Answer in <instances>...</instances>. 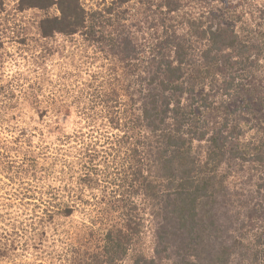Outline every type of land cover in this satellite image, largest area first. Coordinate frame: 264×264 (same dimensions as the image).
I'll list each match as a JSON object with an SVG mask.
<instances>
[{
  "label": "trees",
  "instance_id": "obj_1",
  "mask_svg": "<svg viewBox=\"0 0 264 264\" xmlns=\"http://www.w3.org/2000/svg\"><path fill=\"white\" fill-rule=\"evenodd\" d=\"M19 6L57 11L34 24L39 53L52 56L51 40L60 37L78 41L77 50L101 65L83 88L74 80L67 109L79 127L71 134L49 138L61 130L64 108L52 99L45 103L53 109L43 103L39 115L51 116L54 126L36 129L37 142L24 134L20 157L8 162L11 147L0 139V175L10 171L17 184L8 199L25 201L33 213L24 223L10 215L15 204L3 203L0 262L28 250L16 244L27 233L29 241L38 233L42 239L59 219L94 208L80 243L52 235L60 250L37 252L36 264H123L152 223L154 254L171 252L173 264H228L245 237L240 231L264 228V9L246 14L233 0H113L96 10L80 0ZM100 139L108 145L98 152ZM53 167L60 168V185L34 190L37 176ZM251 187L257 202L247 208L251 199L242 194ZM94 190L100 198L91 204L87 193ZM242 211L246 222L237 228ZM132 256V264L155 263L140 252Z\"/></svg>",
  "mask_w": 264,
  "mask_h": 264
},
{
  "label": "rangeland",
  "instance_id": "obj_2",
  "mask_svg": "<svg viewBox=\"0 0 264 264\" xmlns=\"http://www.w3.org/2000/svg\"><path fill=\"white\" fill-rule=\"evenodd\" d=\"M19 1L20 0H0V114L2 113L6 118L8 116L15 118V121L11 124H6L0 118V139L11 147V151L8 155V162L15 160L16 156L20 157L22 155L26 137L24 134L27 136L35 135V137L30 140L37 142L38 130L45 129V125L54 126L52 125L54 120L51 116L48 115L49 117L45 116L42 118L39 115L44 107L43 103L45 102L54 100L61 104L64 103V108L61 109V114L58 118V127L61 130L60 132L58 130L54 131V136L53 134L49 136L51 140L54 139L55 135H63V133L71 134L74 128L79 127L77 124H74L75 117L74 114H72L73 111L71 112V110L67 109V107L70 106L69 97L71 94L69 92L74 89L73 93H76V82L74 80H77L82 86L84 82L89 81L91 74L97 73L101 65L100 62H94L91 58L85 57L90 56V53L87 55L77 50L78 41H65L60 37L51 40L50 45H52L53 49L55 48L52 56L47 58L44 56V53H39L40 51L39 49L37 50V46L41 44V42L37 40L38 37L36 32H34V24L42 16L57 15V11L52 7L45 11L21 10ZM111 1L113 0H80L86 10L102 8L103 5H109ZM134 2L135 0H130V4ZM233 4L238 6L240 11H245L246 14L255 9H264V0H233ZM123 7L126 8L128 5ZM187 11L188 10L184 12ZM246 18L250 25L254 23L250 22L251 19L249 16ZM74 40L79 39L76 37ZM23 41H25V44ZM31 47L33 48L31 49ZM20 89L23 93L22 97L19 95ZM25 93L29 96H24L26 95ZM47 105L49 107L48 110L53 109L52 105ZM76 106H78V103ZM54 107L56 108L59 106ZM49 131H52V128ZM20 133L23 134L22 137H20ZM79 138L82 137L79 136ZM104 139H100V143H98V141V144L94 145L95 147L93 150L98 152L103 151L108 145L106 142L104 143ZM87 141L88 138H86V142ZM13 142H15V144H13ZM78 143L79 142H77V147L79 145ZM15 148L19 151L17 155L13 151ZM91 153L93 154L95 152L91 151ZM58 171H60L59 167H53L49 170L50 173L40 174V176H37L39 180L33 181L32 188L34 190L43 191L46 190L48 185H60V175L57 174ZM9 176L10 171L9 173L6 172L0 175V208L4 206L3 203L15 204L16 209L14 207L9 208L11 217L17 216L26 223L28 219L26 214L30 216L33 215L31 207L26 206L27 203H25V201L19 202L15 200L12 202V199H8L9 193L11 194L14 190H17L15 186L17 184L10 181ZM252 188L253 187L249 189V195H247V193H240L244 196L242 198L245 200L251 199V203L246 205L247 208H251L257 202L255 200L256 194L251 192L253 190ZM259 191L264 198V188L259 189ZM240 194L238 191L236 196ZM41 195L42 194L37 192L35 199ZM99 195V190H94L93 193H87V197H90L89 201L91 204L95 203V200L100 198ZM262 205L264 207V202ZM92 210H94V208H85L84 211L78 209L71 217L62 220L59 219L61 225L52 229L51 234L47 229V234L42 239L38 237V233L34 240L29 241V234L27 233L24 236V241L20 240L19 243L16 244H18L17 246L20 249L19 245L25 243L28 250L24 247V251L18 250L15 254L10 256L8 262L2 260L0 264H36L37 261L33 255L38 254L37 252L45 254L52 249L60 250L58 246L51 245V239L49 237L55 234L68 235L69 242L71 241L72 245H77L80 243L79 241L84 234L81 226L90 224V221H92L90 220V216L93 220L96 219V214L93 215L94 213L89 216L88 211ZM239 211L240 209L237 207L236 213ZM244 213L245 211L240 213V220L237 218V221L234 219V217L237 216L235 214L233 215L234 217L232 216V220L236 221L235 227L238 228L241 221H243ZM223 220V218H220L219 221L222 222ZM259 225L260 223L250 225L249 227L248 225L245 226L244 230L240 231L242 235L243 233L245 235L243 238L239 237V232H233L231 234L232 237H239L242 243L241 245H236V247L232 249L228 264H264V228ZM154 231V223H152L151 227H148V230H145L143 235L135 241L123 264H132L134 257L132 254L136 252L142 253L147 256L148 259H153L155 262L154 264H173L172 260H174V258L171 252L165 253L164 255L158 253L154 254V237L152 236ZM29 242L38 243L37 248H31L33 245H29ZM44 264H48V262Z\"/></svg>",
  "mask_w": 264,
  "mask_h": 264
}]
</instances>
